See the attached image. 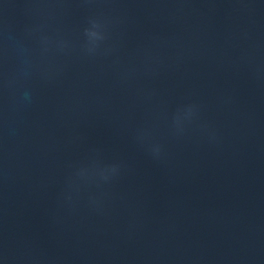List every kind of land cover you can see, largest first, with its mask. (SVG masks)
I'll list each match as a JSON object with an SVG mask.
<instances>
[{"label":"water","instance_id":"95a60500","mask_svg":"<svg viewBox=\"0 0 264 264\" xmlns=\"http://www.w3.org/2000/svg\"><path fill=\"white\" fill-rule=\"evenodd\" d=\"M0 264H264V0H0Z\"/></svg>","mask_w":264,"mask_h":264}]
</instances>
